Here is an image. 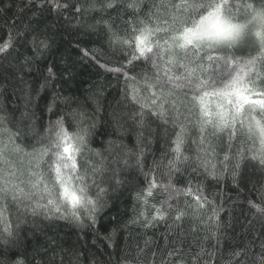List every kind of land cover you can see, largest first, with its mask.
Segmentation results:
<instances>
[{"label": "snow or ice", "instance_id": "1", "mask_svg": "<svg viewBox=\"0 0 264 264\" xmlns=\"http://www.w3.org/2000/svg\"><path fill=\"white\" fill-rule=\"evenodd\" d=\"M32 9L56 18L70 12L73 19L88 24L90 30L81 35L102 55L87 43L81 47V40L74 48L81 59L95 62L118 83L123 77L121 103L130 110L128 118L140 128L155 123L156 136L163 130L164 151L147 171L144 152L129 153L124 145L110 143L109 157L96 151L93 159L88 153H92L89 137L95 124L88 123V100L80 103L71 95L54 93L47 111L56 118L45 127L29 107V93L18 117L16 110L0 115V246L19 243L23 229L14 219L21 215L43 214L70 220L74 226L96 225L104 198L124 183L120 177L129 159L135 158L145 177V187L136 193L135 214L113 225L105 238L114 241L124 230L131 236L132 225L146 235L163 223L169 228L168 244L154 245L137 235L132 264H215V253L203 247L189 246L186 251L179 231L190 223L195 235L204 225L209 240L219 241L223 204L203 195V185L213 181L218 185L222 178H230L237 190L255 191L257 197L249 199L248 206L254 216L264 217V0H27L17 15ZM5 26L10 35L0 45V58L14 47H27L32 36L33 54L17 56L18 62L23 60L21 71L31 67L36 54L52 49L53 40L41 31L40 20L29 21L22 29L7 21ZM12 32L18 37L15 42ZM65 63L64 79L71 81L75 66ZM140 65V72H135ZM47 72L43 87L55 78L54 66ZM149 116L151 121L146 119ZM147 136H153L151 130ZM141 140L147 137L142 134ZM249 166L255 178L248 175ZM161 169L167 170L163 183L156 179ZM189 169L197 178L194 196L191 179L185 188L174 186V177ZM164 178L161 174L160 180ZM158 189L168 193L159 206L150 203L156 201ZM55 258V252L50 259L41 256L39 264H55ZM249 261L264 264V244L255 255L247 246L230 247L224 264ZM5 264L25 261L6 259Z\"/></svg>", "mask_w": 264, "mask_h": 264}, {"label": "trees", "instance_id": "2", "mask_svg": "<svg viewBox=\"0 0 264 264\" xmlns=\"http://www.w3.org/2000/svg\"><path fill=\"white\" fill-rule=\"evenodd\" d=\"M22 3H27V0H0V45L7 41L10 35L5 21L8 24L15 23L22 29L29 21L40 20L41 31H47L53 40V46L50 52H45L42 56L36 54V60L31 67H25L23 71L20 69L23 60L21 58L18 62L17 56L33 54L31 53V34L28 37L27 47H14L7 57L0 58V115L6 114V110H16L18 117L24 110L28 95L31 93L32 102L29 107L35 111L39 124L46 127L50 118L53 121L56 118L54 115L50 116L47 111L54 93L71 95L80 103L88 100V123L95 124L89 137L92 153L88 155L95 159L94 153L100 151L105 157H109L110 153L107 149L110 143L112 146L124 145L129 153L139 154L143 151L147 164L145 171L152 168L153 160H159L164 151L163 130L159 136H156L155 123H150L145 128L138 127L128 118L130 110L121 103L123 77L118 83L113 74L106 72L95 62L88 58L81 59V53L74 48L77 40L82 41L81 47L87 43L89 49L97 48L98 55H102L97 45L88 43V37L81 35L82 32L90 30L88 24L73 19L70 12H65L63 16L56 18L54 15L49 17L47 13L42 14L32 9L25 11L21 17L17 13ZM33 26L35 27V23ZM78 27L79 31H77ZM11 36L14 42L18 40L15 32H12ZM66 61L75 66V76L71 81L64 79ZM52 66L55 68L54 81L47 87H43L45 77L48 75L47 70ZM141 67L143 65L136 67L134 71L140 72ZM92 93H98L95 100L88 99ZM146 119L151 121L152 117L149 116ZM5 126L9 125L5 124ZM69 130L73 131L74 127ZM149 130L153 133L151 137L147 136ZM142 134L147 137V141L142 142ZM222 156L223 153L221 158ZM166 171L161 169V172L156 174L159 182H166ZM161 174L165 177L163 181L160 180ZM248 175L255 178V172L251 166H249ZM120 179L124 183L118 185L115 191L109 190L104 198L105 207L98 216L97 224L92 227L74 226L70 220H62L58 217L47 218L43 214L37 217L21 215L19 219H14V224H18L23 232L18 244L0 246V264H5L6 259L17 258L24 260L25 264H39L41 256L50 259L53 252L56 253L55 264H60L61 257L64 264H132V257L136 254L137 235H143V239L151 240L154 245L166 246L169 228L163 223L149 229L146 235H144V229H138L136 225H132L130 226L131 236L129 230H124L118 238H114V241L105 238L106 233L111 232L113 225L126 222L135 214L133 209L136 193L145 187V177L140 173L135 158L129 159L124 175ZM189 179L192 181L194 196L197 178L191 174L190 169L184 171L182 176L174 177V186L185 188ZM104 186L107 187V185ZM203 188L205 189L203 195L209 200L223 204L224 211L221 212L223 224L218 233L219 241L216 238L209 240L205 235L207 229L204 225H201L200 232L194 235L190 231L193 225L185 223L179 231V238L184 241L185 250L188 251L191 246L192 250L203 247L209 252H214L215 264H224L230 247L247 246L250 255L259 253L261 245L264 244V217L254 216L253 210H250L247 203L249 199H256V192L235 189L230 178L228 180L222 178L218 185L214 181L206 183ZM155 195L156 201L150 200V203L157 202V206H159L158 202L168 197L167 192L159 189L155 190ZM171 202L175 204L176 200ZM179 202L181 205L184 203L182 193ZM116 239L118 243L115 242ZM173 239L176 240V237L173 236ZM176 242L179 246V241ZM141 246L143 247V241ZM125 256H129L127 261L124 259Z\"/></svg>", "mask_w": 264, "mask_h": 264}]
</instances>
